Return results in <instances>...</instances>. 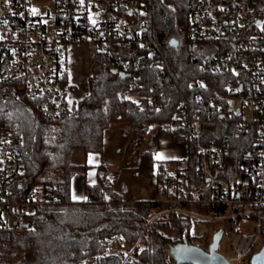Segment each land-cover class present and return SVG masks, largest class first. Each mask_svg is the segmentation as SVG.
I'll return each mask as SVG.
<instances>
[{"label":"built area","instance_id":"obj_1","mask_svg":"<svg viewBox=\"0 0 264 264\" xmlns=\"http://www.w3.org/2000/svg\"><path fill=\"white\" fill-rule=\"evenodd\" d=\"M146 2L0 0V103L8 99L9 92H15L39 99V109L48 119H62L73 112L77 85L69 79L68 54L75 45H86L91 53L96 50L105 55L115 76H136L134 69L144 61L146 52L150 66L164 68L165 60L146 38ZM190 22V60L200 72L225 75L228 82L216 96L191 92L175 112L173 127L186 131L196 146L195 168L202 180L182 203L225 204L232 210L222 215L186 208L170 210L189 217L192 243L206 251L215 234L212 223L224 221L225 234L226 223L240 218L238 231L231 234V254L226 257L232 264H250L263 244L264 8L259 0H201L194 4ZM204 82H192V90ZM120 97L140 102L146 98L131 90H123ZM232 125L256 134L255 149L249 153L237 183L224 173L228 158L225 141ZM20 142L21 137L0 122V225L16 231L27 229L30 216L47 205L16 188L25 172ZM244 219L255 221L252 232L240 231ZM102 243L107 254L124 252L126 258L133 257L135 247L128 248L121 236L106 237Z\"/></svg>","mask_w":264,"mask_h":264},{"label":"trees","instance_id":"obj_2","mask_svg":"<svg viewBox=\"0 0 264 264\" xmlns=\"http://www.w3.org/2000/svg\"><path fill=\"white\" fill-rule=\"evenodd\" d=\"M199 1L147 0L146 38L165 60L164 68L150 66L149 54L144 52V61L134 69L137 75L123 79L115 76L107 64L108 58L95 50L90 92L76 101V109L64 118H46L39 109V99L18 96L15 92H9L8 99L0 103L1 124L21 137L18 149L25 172L18 178L16 188L47 202L30 216V225L23 231L0 225V264H169L171 244L182 243L185 236L192 242L189 217L171 208L207 215H222L232 210L225 204L183 202L177 207L158 199L139 200L125 206L123 195L113 187L103 164L98 167L97 182L86 183V198L72 199V181L80 167L72 160L74 150H81L85 157L102 152L105 131L115 123L127 124L137 131L138 145L142 148L139 168L148 176H153L155 171V150L145 148L144 144L154 127L157 130L154 139L165 135L187 144L188 156L175 163L176 175H166L175 184L167 197L185 198L202 184L195 168L196 146L186 131L173 127L177 107L186 95L195 92L216 96L228 82L225 75L200 72L190 60L187 42L190 15ZM259 4L264 8V0H259ZM173 39L179 41L178 47L171 45ZM198 80L205 84L192 90L191 83ZM123 90L138 92L146 98L142 102L122 99ZM255 135L235 125L229 129L224 173L234 183L242 175L249 153L255 149ZM165 165L172 164L159 163L158 173L163 177ZM181 175L187 177L185 183L181 182ZM167 186L168 183L166 189ZM156 213L160 215L151 221ZM262 222L264 244V216ZM240 223V218L229 220L228 232H237ZM224 225L215 223L214 230ZM115 236L123 237L128 248L135 247L133 257L126 258L124 252L107 254L102 240Z\"/></svg>","mask_w":264,"mask_h":264},{"label":"rangeland","instance_id":"obj_3","mask_svg":"<svg viewBox=\"0 0 264 264\" xmlns=\"http://www.w3.org/2000/svg\"><path fill=\"white\" fill-rule=\"evenodd\" d=\"M48 23L51 24L52 20L49 19ZM68 55H69L68 59H69V63H70L69 79H71L77 85L76 86L77 91H75V93L73 94V97H74L75 101H78V100L82 99L84 96H86L87 94H89V92H90L89 77H90L91 72H92V67L94 66L93 55L89 51V49L86 45H75V46L70 47ZM125 125H127V124L115 123L111 127H113V126L114 127H123ZM156 133H157V130L154 127L150 131V133L147 135L146 138L147 139H148V137L151 138V136L153 137L154 135H156ZM112 137H115V136L113 135ZM113 139L114 138H111V140H113ZM157 143H158V147H160V149H161L160 150L161 152L158 153V155H159L158 158H160V159H167L165 157H167L168 151H172V153L175 155L174 157H176L177 159H182L186 155V148L187 147H186V143L184 141H181V140L175 141V140L168 138L165 135L164 136L162 135L157 140ZM129 144H130V142L128 141V143L126 144L127 148L129 146ZM132 146L135 148V151L137 153L136 155L138 157L140 148L137 146V144L135 142H131L130 148ZM84 159H85V156L81 150H79V149L74 150V152L72 154V160L74 163L84 164L85 163ZM134 170H137V169H134ZM138 171L140 172V176H138V177L131 176L130 177L129 181H131V184L133 186V189L131 191L133 198L132 199L124 198L123 204L125 206L130 207L133 204H135L137 201L147 200V198H151V197L155 196V194H156V196L153 198L161 200L164 204H173V205L178 207V205H180L182 203L183 197H181V198L177 197V199L176 198L170 199L169 197H167L168 193H170L172 191L173 187H175L174 186L175 184H172L171 186H167V189H166V184L168 183V180L166 179V175L168 173L172 174V175H176V173H177L176 165L171 166L168 171H165L164 178H162L163 176H161L159 173H154L153 176H148V175L143 174L140 171V168H138ZM185 177L186 176L181 175L182 179H180V180L181 181L185 180ZM88 178L90 179L89 175H88ZM184 183H185V181H184ZM157 216H158V214H157ZM217 223H224V221L217 222ZM214 224L215 223H212V226H211L213 230L215 228ZM254 225H255L254 220L244 219L243 223L240 227V231L244 232V233L252 232L254 230L253 229ZM218 230H216L215 233L218 232ZM213 236H214V234L212 235V238H213ZM231 237H232L231 234L227 230L226 233L224 234L223 238H222L221 243H220L219 251L221 254H223L225 256L231 254V250L229 248V243L231 241ZM260 248H261V246L257 247L256 252H258L260 250Z\"/></svg>","mask_w":264,"mask_h":264},{"label":"crops","instance_id":"obj_4","mask_svg":"<svg viewBox=\"0 0 264 264\" xmlns=\"http://www.w3.org/2000/svg\"><path fill=\"white\" fill-rule=\"evenodd\" d=\"M113 135L115 137H112ZM111 138L114 139L111 140ZM104 141L105 144L102 152L92 153L87 157H85L84 164L82 163L78 164L80 165V167L77 168L75 176L72 181V199L74 201H81L86 198L85 185L86 183L94 184L97 182L98 167L101 164L106 166L109 179L113 182L112 183L113 187L117 191H119L124 198L126 199L133 198V195L131 193L133 186L131 184V181L129 180L131 176H135V177L140 176V172L138 171V168L140 166L141 147L138 145L137 131L129 125H125L123 127L113 126L105 131ZM128 141L130 142V144L131 142H135L137 146L140 148L138 157L136 155L137 153L133 146L130 148V144H129L127 148L126 144L128 143ZM144 147L154 148L155 150L154 158L156 160V165H155L154 173H158L160 162H163L165 164L171 163L172 164L170 165L171 167L175 165L176 162L182 161L186 159L188 156V146L186 144L187 147L186 155L182 159H177L176 157H174L175 155L172 153V151L167 152V157H165L167 159L158 158L159 156L158 153L161 152L160 151L161 149L160 147H158L156 138L154 139V137L152 136L151 138L148 137ZM165 166H166L165 171H168L170 167L167 165ZM88 175L90 176V179L88 178ZM180 179H182L181 176ZM153 197L147 199H154Z\"/></svg>","mask_w":264,"mask_h":264},{"label":"water","instance_id":"obj_5","mask_svg":"<svg viewBox=\"0 0 264 264\" xmlns=\"http://www.w3.org/2000/svg\"><path fill=\"white\" fill-rule=\"evenodd\" d=\"M173 47L179 46V41L173 39L171 41ZM123 79L128 74L121 73ZM224 229H220L213 236L210 250L194 245L189 238L185 236L184 241L178 244H171L168 248L169 264H232L225 255L221 254L220 243L222 241ZM250 264H264V244L252 258Z\"/></svg>","mask_w":264,"mask_h":264},{"label":"snow or ice","instance_id":"obj_6","mask_svg":"<svg viewBox=\"0 0 264 264\" xmlns=\"http://www.w3.org/2000/svg\"><path fill=\"white\" fill-rule=\"evenodd\" d=\"M35 11V10H34Z\"/></svg>","mask_w":264,"mask_h":264}]
</instances>
